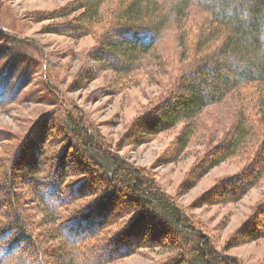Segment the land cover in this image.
I'll return each mask as SVG.
<instances>
[{"label":"rangeland","instance_id":"obj_1","mask_svg":"<svg viewBox=\"0 0 264 264\" xmlns=\"http://www.w3.org/2000/svg\"><path fill=\"white\" fill-rule=\"evenodd\" d=\"M80 1L0 0V80L5 84L0 98V203L4 206L1 211H10L6 200H11L8 189L14 186L13 192L20 194L18 213L34 243L26 249L23 264L33 257L31 264H66L70 260L89 264L97 255L90 245L121 232L136 214L131 211L129 216H120L114 225L80 248L87 253L73 250L70 245H65L63 251L58 249L63 241L58 239L61 231L50 206L56 196L44 197L43 205L40 203L38 196L46 187L42 185L40 189L41 184L31 182L32 158H49L53 167L56 159H63L62 154L67 165L66 184L88 176V184L97 190L80 201L56 202L61 219L81 212L105 190L113 193L115 202V215L110 219L134 204L122 182L110 183L104 174L88 167L89 153L71 136L68 112L80 118L83 128L99 138L108 152L139 168L152 180L182 209L190 224L209 238L215 250L234 258L237 264H264V238H247L250 233L264 230V171L240 197L222 200L223 193H229L230 185L222 186L226 179L244 175L240 180L245 181L246 177L251 178L247 171L254 174L255 165L261 161L256 152L264 127L259 130L256 126L243 148L207 169L208 157L215 158L220 149L229 145L239 110L255 106L252 90L242 89L243 101H238L239 94L235 93L206 106L197 115L193 135L180 154L174 143L184 121L156 134L146 132L172 104L180 90L179 83L187 73L192 74L187 67L192 55L189 48L182 49L179 37L183 31L194 33L195 29L206 27L207 12L189 6L179 25L170 19L152 51L136 56L132 69L125 72L109 66L125 67L119 56L112 61L101 53L104 42L116 39L110 29L120 0L102 1L100 20L88 26L79 23L82 9L73 10ZM34 132L39 134L40 143L36 139L29 141V134ZM44 208L51 212L53 223L45 221ZM148 221L142 218L135 225L141 227L137 236L139 241L156 237V246L141 247L129 255L97 264H168L180 259L185 250L189 253L178 234L172 230L165 234L163 228L165 232L160 236ZM168 240L175 244L170 246ZM35 246L41 248L37 259ZM168 246L173 249L167 250Z\"/></svg>","mask_w":264,"mask_h":264},{"label":"trees","instance_id":"obj_2","mask_svg":"<svg viewBox=\"0 0 264 264\" xmlns=\"http://www.w3.org/2000/svg\"><path fill=\"white\" fill-rule=\"evenodd\" d=\"M102 1L104 0H81L73 6V10L82 9L79 19L82 26L100 20L98 10ZM189 6L207 12L209 20L206 27H199L194 33L183 31L179 37L182 49L187 51L189 48L188 52L192 55L191 62L187 65L192 74L187 73L179 83L180 90L174 95L172 104L156 117L146 132L156 134L184 121V128L174 143L177 153L180 154L193 135L197 115L206 106L235 93L239 94L238 101H241L242 89L250 88L251 100L256 107L239 110L229 145L226 149H220L215 158L208 157V169L243 148L246 139L254 133L256 126L264 127V0H120L113 13L116 18L113 17L110 29L116 39L112 43L104 42L105 51L102 50L101 53L112 61L119 56L124 62L123 68L109 65L113 70L123 69L125 72L131 70L136 56L151 52L161 39L167 22L173 19L179 25V21L184 20ZM4 85L0 80V98L4 94ZM67 122L73 131L71 136L74 141L89 153L88 167L104 174L109 181H112L110 183L122 182L133 197L134 204L110 219L112 214L115 215V202L113 193L105 190L81 212L61 219V216L57 215L59 209H56L58 205H55L56 202L80 201L85 197L93 196L97 190L88 184V176L76 180L71 185L66 184L68 175L65 166L67 165L62 154L63 159H56L53 167L49 163V158L47 160L40 156L32 158L34 175L31 182L34 180L36 184H41L40 189L42 185L46 187L45 191L41 190V197L38 196L40 203L44 197L56 196L50 206H53V215H56L57 228L62 234L65 233L62 235L59 231L57 235L64 243L57 245L59 250L63 251L65 245H70L73 250L79 251L82 246L94 241L106 228L114 225L120 216L124 218L125 215L129 216L131 211H136L134 219L125 224L121 232L114 234L109 240L93 242L90 245L95 255L107 253L103 257L94 256L89 264H97L103 260L108 262L113 258L134 253L141 247L156 246L157 239L153 236L139 241L137 234L141 227L135 228V225L142 218L149 220L150 226L157 228L154 227V233L162 236L163 232L166 231L167 234L172 230L185 240L189 253L185 250L180 259L170 261L168 264H237L234 258L215 250L209 238L194 228L186 219L182 209L161 193L139 168L129 166L118 155L108 152L106 145L99 138L88 133L86 127L83 128L80 118L68 112ZM34 133L29 134V141L36 139L35 142L40 143L39 134ZM36 153L35 148L34 154ZM256 153L261 157V161L258 163V159L255 160L258 164H254L255 170L252 171L254 174L247 171L251 178L246 177L244 182L240 180L244 175L226 179L222 186L230 185L229 193L225 195L224 192L222 200L240 197L244 190L254 183V179L263 173L264 130L261 134L259 151ZM7 178L9 179L8 173ZM13 187L11 185L8 189L11 200H6L10 211H1L4 206L0 203V264H23L26 249L34 245L30 242L32 236L27 232L25 222L17 210L16 204L19 203L20 194L13 192ZM44 215L47 223H53L51 212L46 208ZM66 233L69 234L68 237ZM257 237L264 238V230L250 233L247 238L253 240ZM168 244L172 246L175 243L173 240H168ZM40 249L39 246L34 247L35 259L40 257ZM169 249L173 248L168 246L167 250ZM79 252L87 253V250ZM33 260L34 257L28 264ZM74 262L70 260L66 264H86V262Z\"/></svg>","mask_w":264,"mask_h":264}]
</instances>
